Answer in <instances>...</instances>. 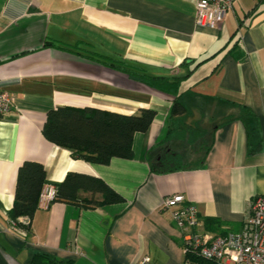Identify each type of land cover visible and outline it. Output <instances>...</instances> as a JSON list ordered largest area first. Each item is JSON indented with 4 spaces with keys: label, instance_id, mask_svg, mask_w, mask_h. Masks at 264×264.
Instances as JSON below:
<instances>
[{
    "label": "crops",
    "instance_id": "0c3cea01",
    "mask_svg": "<svg viewBox=\"0 0 264 264\" xmlns=\"http://www.w3.org/2000/svg\"><path fill=\"white\" fill-rule=\"evenodd\" d=\"M194 16L195 0H0V89L15 98L0 116V264H30L35 252L73 264H135L143 255L183 264L179 229L161 208L173 193L197 208L196 231L241 230L249 202L264 194V0H235L217 29ZM144 75L177 77L178 89ZM178 92L186 110L170 127ZM58 106L155 115L133 134L132 158L100 164L44 137ZM24 161L41 163L45 182L87 174L122 199L56 200L14 230Z\"/></svg>",
    "mask_w": 264,
    "mask_h": 264
},
{
    "label": "trees",
    "instance_id": "16d2710c",
    "mask_svg": "<svg viewBox=\"0 0 264 264\" xmlns=\"http://www.w3.org/2000/svg\"><path fill=\"white\" fill-rule=\"evenodd\" d=\"M154 79V81L152 80ZM150 80L144 75L143 80L162 89H178V78L154 77ZM167 80V81H166ZM166 81V82H165ZM171 109V125L175 117L185 112L181 102V93L174 95ZM244 109L248 115L251 112ZM155 111L142 108L136 114H119L94 108L58 106L48 111L42 133L49 141L71 151L74 158L85 161L108 164L112 157L132 158V137L136 131H145L150 125ZM169 131L170 128H169ZM252 148L251 150H254ZM153 149L150 150L152 152ZM45 183L44 166L35 161H24L17 170L14 201L9 211L10 217L28 215L32 217L37 209V200L42 185ZM56 200L66 202L85 201L84 207H94L99 203L118 202L122 198L100 178L87 174L68 172L56 185ZM81 190L102 193L101 201L81 198ZM30 264H73L71 260H60L47 253L35 252ZM183 264H217L205 260L193 253L184 254Z\"/></svg>",
    "mask_w": 264,
    "mask_h": 264
},
{
    "label": "built area",
    "instance_id": "2783aa9c",
    "mask_svg": "<svg viewBox=\"0 0 264 264\" xmlns=\"http://www.w3.org/2000/svg\"><path fill=\"white\" fill-rule=\"evenodd\" d=\"M234 1L195 0V24L219 28ZM14 103V96L0 89V116L9 112ZM56 191L55 184L45 182L38 196L37 209L47 210L56 198ZM184 199L183 194L173 193L161 200V208L171 210L183 240L184 254L191 252L217 264H264V194L254 196L249 202L241 230L225 235L196 231L197 208L193 204H182ZM30 221V216L19 215L10 219L9 224L19 230L28 227ZM135 264H150V258L143 255Z\"/></svg>",
    "mask_w": 264,
    "mask_h": 264
},
{
    "label": "rangeland",
    "instance_id": "374dc122",
    "mask_svg": "<svg viewBox=\"0 0 264 264\" xmlns=\"http://www.w3.org/2000/svg\"><path fill=\"white\" fill-rule=\"evenodd\" d=\"M39 196V195H38ZM54 201H56V198H55V200ZM51 206V205H50Z\"/></svg>",
    "mask_w": 264,
    "mask_h": 264
}]
</instances>
